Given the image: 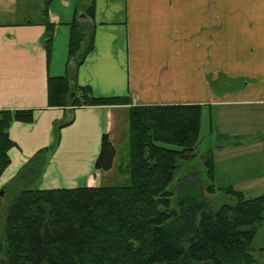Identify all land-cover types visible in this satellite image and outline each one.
<instances>
[{
    "label": "crops",
    "instance_id": "crops-1",
    "mask_svg": "<svg viewBox=\"0 0 264 264\" xmlns=\"http://www.w3.org/2000/svg\"><path fill=\"white\" fill-rule=\"evenodd\" d=\"M49 1L0 0V110L34 111L33 122L9 126L14 145L0 190L54 143L55 125L69 117L67 107L47 104L48 77L68 70H74L73 83L88 85L95 96L128 95L133 105H203L217 134L248 135L250 145H263L264 0H92L85 15L78 18L74 10L71 20L52 14ZM45 9L54 23L48 49ZM74 19L92 35L93 48L80 63L68 62ZM63 24L69 30L62 57L55 41ZM128 107H76L71 122L59 130L37 187L103 185L114 162L108 170L94 167L101 137L106 133L112 142L127 128Z\"/></svg>",
    "mask_w": 264,
    "mask_h": 264
},
{
    "label": "trees",
    "instance_id": "trees-1",
    "mask_svg": "<svg viewBox=\"0 0 264 264\" xmlns=\"http://www.w3.org/2000/svg\"><path fill=\"white\" fill-rule=\"evenodd\" d=\"M46 11L48 49L54 23L47 21ZM92 48L90 30L74 19L68 62L80 63ZM74 78V70L48 77V106L67 107L69 117L55 125L54 143L40 149L7 184L20 190L8 205L0 264H252L253 240L259 227H264V193L246 197L228 185L222 192L230 200L216 207L208 196L215 191L213 182L204 184L196 172L170 187L181 164L198 150L201 117L207 107L133 105L128 95L95 96L88 85L73 83ZM124 104L129 105L128 155L126 163L118 166L124 182L51 189L33 186L58 144L60 128L71 122L76 107ZM13 121L33 122L34 111L0 110V176L10 162L8 150L14 142L8 129ZM226 138L231 144L230 136ZM114 155L104 133L94 167L110 169ZM204 164L213 180L211 150Z\"/></svg>",
    "mask_w": 264,
    "mask_h": 264
},
{
    "label": "rangeland",
    "instance_id": "rangeland-1",
    "mask_svg": "<svg viewBox=\"0 0 264 264\" xmlns=\"http://www.w3.org/2000/svg\"><path fill=\"white\" fill-rule=\"evenodd\" d=\"M92 0H50L48 2L49 11L61 20H71L76 10V16L79 18L85 15V9ZM91 5V4H90ZM48 17L51 18L50 15ZM82 28L87 27L85 23L78 22ZM59 34L56 37V51H60L62 57L65 51V38L69 30L67 24L59 26ZM78 52L77 57H80ZM213 123V122H212ZM123 128V127H122ZM211 130V132H210ZM211 127L209 129L208 117L206 113L201 117V132L198 150L193 158L181 164L176 171L175 178L170 187H175L178 181L187 173L196 172L204 184L213 182L215 186L214 193H209V199L213 206L218 207L222 202L230 200L222 192V188L232 185L235 189L242 190L246 197H254L264 193V128L259 131V139L262 146H252L248 135H237L230 137L232 143L228 145L226 135L217 134V130ZM122 131V129H121ZM239 141V143H235ZM112 145L115 149L114 167L110 172L103 176V185H117L124 182V176L116 172V167L125 164L128 155V132L127 128L114 139ZM213 155L214 179L208 178L204 157ZM39 179L34 181L33 186H37ZM19 187H2L0 191V244L3 242V225L6 220L8 205L18 192ZM1 248V245H0ZM251 254L254 258L252 264H264V227H259L253 240Z\"/></svg>",
    "mask_w": 264,
    "mask_h": 264
},
{
    "label": "water",
    "instance_id": "water-1",
    "mask_svg": "<svg viewBox=\"0 0 264 264\" xmlns=\"http://www.w3.org/2000/svg\"><path fill=\"white\" fill-rule=\"evenodd\" d=\"M2 193V191H0V194Z\"/></svg>",
    "mask_w": 264,
    "mask_h": 264
}]
</instances>
